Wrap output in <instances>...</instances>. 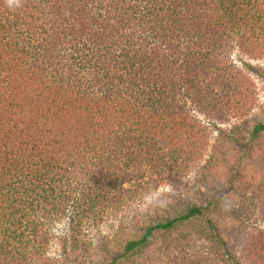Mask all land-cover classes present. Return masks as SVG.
Returning <instances> with one entry per match:
<instances>
[{"label": "trees", "instance_id": "trees-1", "mask_svg": "<svg viewBox=\"0 0 264 264\" xmlns=\"http://www.w3.org/2000/svg\"><path fill=\"white\" fill-rule=\"evenodd\" d=\"M236 50L264 55V0H0V264L90 262V228L183 182L208 147L198 116L254 108ZM256 198L262 227L238 253L209 200L118 237L99 264H264V179Z\"/></svg>", "mask_w": 264, "mask_h": 264}, {"label": "rangeland", "instance_id": "rangeland-1", "mask_svg": "<svg viewBox=\"0 0 264 264\" xmlns=\"http://www.w3.org/2000/svg\"><path fill=\"white\" fill-rule=\"evenodd\" d=\"M232 59L253 82V110L246 117L231 118L224 123H215L199 115V120L211 133L208 147L191 173L183 182L160 186L155 193L132 203L122 215L102 219L98 227L90 228L88 237L97 248L90 262L84 264L106 262L122 235L138 232L144 224L174 217L190 205L205 206L209 200L217 204L211 217L230 251L238 253L249 234L262 227L256 215V193L264 179V150L260 146L261 142L264 144V134L254 143L249 138L253 127L264 123V55L253 57L236 50ZM244 63L258 70L247 71ZM235 138L244 146L236 144ZM53 233L56 239L49 254L58 257L64 252L61 241L66 235L65 222L54 227Z\"/></svg>", "mask_w": 264, "mask_h": 264}]
</instances>
